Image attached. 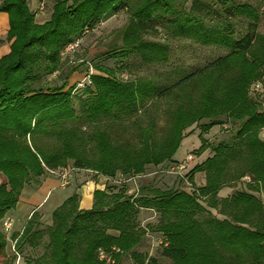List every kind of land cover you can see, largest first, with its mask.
I'll return each instance as SVG.
<instances>
[{
  "label": "trees",
  "instance_id": "trees-1",
  "mask_svg": "<svg viewBox=\"0 0 264 264\" xmlns=\"http://www.w3.org/2000/svg\"><path fill=\"white\" fill-rule=\"evenodd\" d=\"M185 1L54 0L44 23L36 22L27 0L0 3L10 43L9 53L0 58V175L5 181L0 183V224L30 181L68 162L107 182L117 176L130 180L148 167L172 164L193 126L200 130L194 153L210 152L185 175L191 192L160 189L154 180L141 183L135 194L106 185L93 193L90 210L79 209L76 194L66 199L52 213L50 226L42 228L34 212L13 237L20 254L25 247L43 248L29 264H106L98 251L113 248L120 251L114 264H122L124 256L132 264H158L136 250L149 233L166 243L161 256L170 264H264V206L256 195L264 194V111L262 100L250 92L264 78V34L257 33L264 0H256L261 12L233 0H191L188 8ZM123 10L128 24L122 48L109 59L136 54L147 64L167 62V44L143 40L157 26L175 38L230 53L173 84L154 77L130 82L118 74L123 68L96 66L91 85L82 89L68 87L76 67L60 87L45 85L46 78L62 76L67 45ZM236 20L248 22L240 39ZM76 90L86 97L79 116L71 100ZM231 123L236 130L228 140L204 138L216 125L230 129ZM198 173L204 184L195 188ZM238 184L243 188L219 198L222 189ZM145 209L158 218L142 227L138 216ZM7 244L1 225V264H11Z\"/></svg>",
  "mask_w": 264,
  "mask_h": 264
},
{
  "label": "rangeland",
  "instance_id": "rangeland-1",
  "mask_svg": "<svg viewBox=\"0 0 264 264\" xmlns=\"http://www.w3.org/2000/svg\"><path fill=\"white\" fill-rule=\"evenodd\" d=\"M29 2V0H27ZM180 2L184 0H178ZM204 1V0H203ZM210 1V0H206ZM236 4H249L259 12L262 11V4L256 2V0H233ZM191 0H186L184 6L188 8ZM54 0H38V6L32 12L38 15L36 19L37 23L46 22L51 14L52 7L54 4ZM44 4L43 9L40 10V5ZM128 24V14L125 10L114 14L113 17L108 19L107 21L101 23L95 30L85 35L82 38L81 45L77 52L72 57V60L64 59V70L62 72V76L59 77L58 74L53 75L51 77L46 78L45 85L46 86H61L64 83V79L68 75V72L71 68H78L77 73L74 72L72 76H70L68 81V87L74 86L77 82L91 69L92 74H95L93 71L96 66H104L108 68L121 69L122 71L118 74L123 75L124 80L134 81L137 78L145 77H154L157 82L166 81L168 84H173L179 81L183 77H187V75L192 74L198 71L200 68L202 69L209 63L214 60L223 57L230 53L229 49L221 46H204L200 42L195 40H190L187 38H175L171 35L168 29L157 26L149 31L148 34L143 35V40L154 43H164L168 45V61L165 63H156V64H147L142 62L140 57L136 54L131 55L128 59L122 61H115L109 59L108 56L111 54H116L122 48V33L125 30ZM248 29V22L244 20H236L235 27V37L236 39H240L246 34ZM257 33L264 34V16H261L260 22L257 26ZM6 35L0 36V47H3L9 44L5 40ZM83 63V64H82ZM82 65V66H81ZM260 81H264V78ZM259 82V81H257ZM166 83V84H167ZM256 83V82H254ZM254 83L250 86V89L254 85ZM67 87V88H68ZM260 100H262V110L264 111V93L255 94ZM85 96L81 95L80 90H76L73 93L71 98L73 108L76 114L79 116L81 112V106L83 105V100ZM194 128V126L192 127ZM191 128V129H192ZM214 128V129H213ZM210 131L214 130V133H211V136L208 137L207 140L209 142H218L221 140H228L232 133L236 130V125L231 123L230 129L229 126L218 127L217 125L213 127ZM190 130V129H189ZM188 130V131H189ZM198 131H200L198 129ZM210 131L208 133H210ZM263 132V131H262ZM205 134L204 136L209 134ZM260 138H263L260 135ZM206 139V138H205ZM200 147V140L198 133L194 132L192 135L186 136L182 143L180 144L179 149L177 150V156L181 154H188L189 152L193 154L194 160L190 165V168L187 169V173L194 167V165H198L197 157L194 151H197ZM202 163V162H201ZM73 162H68L67 167L72 168ZM176 167L172 164H164L162 167H148L146 173L140 177H134L132 179H125L124 177L117 176L114 180H109V183L112 187H125L128 190V194H135L136 187H138L143 182H150L154 180L156 187L160 189H170V188H179L185 190L186 192H191V185H186L180 176H177L172 169ZM82 174L84 177L92 176L93 174L85 171L73 170L72 175ZM148 175V176H147ZM55 176V175H54ZM70 181V179H69ZM3 177L0 175V183H4ZM194 182V181H193ZM190 184V183H189ZM193 187L196 188L195 184ZM154 224V223H152ZM2 223L0 224V226ZM42 228L43 225H42ZM11 229V228H10ZM11 231L6 235L7 238H11ZM150 237L148 242L143 245L141 252L146 254L149 258L155 259L158 264H170V262L164 259L162 254V245L159 244L160 237L153 233L147 234ZM14 235L12 236L13 240ZM44 242L47 240L44 237ZM156 243V244H154ZM7 254H12L9 247V242L7 244ZM17 250V248H16ZM43 248L39 247L35 250H32L29 247H25L21 256L23 264H29L30 260L38 258L43 254ZM11 264L13 262V257L11 256L10 260ZM122 264H132V260L129 256H124L121 259ZM1 264V263H0Z\"/></svg>",
  "mask_w": 264,
  "mask_h": 264
},
{
  "label": "crops",
  "instance_id": "crops-1",
  "mask_svg": "<svg viewBox=\"0 0 264 264\" xmlns=\"http://www.w3.org/2000/svg\"><path fill=\"white\" fill-rule=\"evenodd\" d=\"M3 0H0V3ZM29 8L31 11H34L38 6V0H29L28 2ZM38 18V15H35V20ZM8 17L6 14H0V36L6 35L8 30ZM10 51V43L0 47V58ZM214 129V128H213ZM196 132L199 133L197 128H193L191 135ZM211 133H214V130L208 133L210 136L206 135L204 138L213 137ZM261 137L264 141V130L261 133ZM183 141V140H182ZM182 143V142H181ZM189 154V153H188ZM186 154H181L177 156L176 152L173 157L172 165L178 166L179 163L183 162L186 158ZM210 156L209 151H203L202 154L198 155L197 162L200 164L206 158ZM148 176V175H147ZM194 182L196 187H201L204 184V175L196 174L194 176ZM107 179L102 176H87L84 177L82 174L72 175L69 181L68 186L61 187L59 179L49 174L47 176H43L38 179H34L30 181L28 185L22 190L21 196L19 198V202L14 210L9 212L2 223L6 220H11L12 228L10 235H18L24 229L26 223L29 221L32 214L35 212L40 216V223L43 226L51 225V216L55 209H57L66 199L71 197L72 195H77L79 198V209L80 210H90L93 205V193L97 190L103 191L106 188ZM137 188V187H136ZM243 188V185L238 184L236 187L232 188H224L222 189L218 196L219 198H228L233 192L237 189ZM135 190L134 192H136ZM263 206H264V194H256ZM157 214L152 210H141L138 216V221L140 222L142 227L147 224H152L157 222ZM158 237V236H157ZM150 239L149 236H146L143 242L137 247V251L141 252L143 245L148 242ZM156 244V243H154Z\"/></svg>",
  "mask_w": 264,
  "mask_h": 264
},
{
  "label": "built area",
  "instance_id": "built-area-1",
  "mask_svg": "<svg viewBox=\"0 0 264 264\" xmlns=\"http://www.w3.org/2000/svg\"><path fill=\"white\" fill-rule=\"evenodd\" d=\"M44 4L40 5V10L43 9ZM82 40H76L75 42L70 43L69 45H67L62 53V56L64 58H68L69 61L72 60V57L74 56V54L77 52V50L79 49L80 45H81ZM71 59V60H70ZM92 75V70L90 69L88 71V73H86L75 85L77 87V89H82L86 86H90L91 85V80H90V76ZM123 77V76H122ZM250 92L252 94H261L264 93V81H259L254 83V85L252 86V88L250 89ZM225 127V126H224ZM194 160V156L192 153L189 152V154H187L186 158L183 160V162L179 163L178 166L174 167L172 169V171H174V173L177 176H180L181 179L183 180V182L186 185H190L188 180L186 179L185 175L187 174V169L190 168V165L192 164ZM74 169L72 168H62V169H58L56 171H50V174L55 175L59 181H60V185L61 187H66L69 184V179L71 178V173ZM85 172H89V171H85ZM244 182H248L249 179L248 178H244L243 179ZM12 228V222L11 220H6L2 223V230L5 233V235H7ZM9 242V247H10V251H11V255L13 257V262L12 264H23L22 263V257L21 254L16 250V240H11V238L8 239ZM160 245H166V243L160 238L159 241ZM120 251L116 248H113L110 251H103V250H99L98 251V259L101 262H104L106 264H114L115 263V255L119 254Z\"/></svg>",
  "mask_w": 264,
  "mask_h": 264
}]
</instances>
